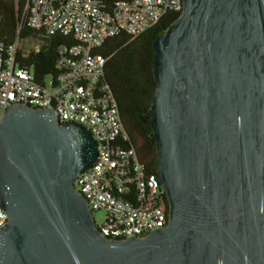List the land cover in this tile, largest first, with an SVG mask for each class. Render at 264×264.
<instances>
[{
  "label": "water",
  "instance_id": "95a60500",
  "mask_svg": "<svg viewBox=\"0 0 264 264\" xmlns=\"http://www.w3.org/2000/svg\"><path fill=\"white\" fill-rule=\"evenodd\" d=\"M168 224L107 238L74 180L98 146L54 108L0 121V264H264V0H183L153 40Z\"/></svg>",
  "mask_w": 264,
  "mask_h": 264
},
{
  "label": "built area",
  "instance_id": "2783aa9c",
  "mask_svg": "<svg viewBox=\"0 0 264 264\" xmlns=\"http://www.w3.org/2000/svg\"><path fill=\"white\" fill-rule=\"evenodd\" d=\"M183 0H120L107 10L96 0H29L22 22L47 36H70L62 47L56 73L35 79L32 65L18 61L22 42L0 41V121L7 108L22 103L54 108L60 123L78 122L93 135L98 156L75 180L92 212L105 211L96 225L107 238L145 237L168 224L169 205L156 173L141 161L125 128L106 79L110 56L98 49L110 38L129 41L155 27L167 13H181ZM34 51H39L37 44ZM29 51L23 50L22 57ZM8 215L0 205V229Z\"/></svg>",
  "mask_w": 264,
  "mask_h": 264
},
{
  "label": "trees",
  "instance_id": "16d2710c",
  "mask_svg": "<svg viewBox=\"0 0 264 264\" xmlns=\"http://www.w3.org/2000/svg\"><path fill=\"white\" fill-rule=\"evenodd\" d=\"M29 0H0V41L7 46L34 39L39 51H29L20 63L33 66L38 82L56 73L55 62L62 47L74 44L70 36H47L29 28L22 22V12ZM103 9H111L120 0H96ZM180 13H167L160 22L141 35L129 41L126 36L108 39L98 52L110 56L106 65V79L116 98L125 128L141 161L150 173H156V143L150 126L151 104L156 90L152 73L153 40L174 22Z\"/></svg>",
  "mask_w": 264,
  "mask_h": 264
},
{
  "label": "rangeland",
  "instance_id": "374dc122",
  "mask_svg": "<svg viewBox=\"0 0 264 264\" xmlns=\"http://www.w3.org/2000/svg\"><path fill=\"white\" fill-rule=\"evenodd\" d=\"M22 43H23L22 47L25 51H30L34 49V47L38 44V42L34 39H26ZM105 215L106 213L103 210L93 212V218L95 221V225L103 224L105 221Z\"/></svg>",
  "mask_w": 264,
  "mask_h": 264
}]
</instances>
